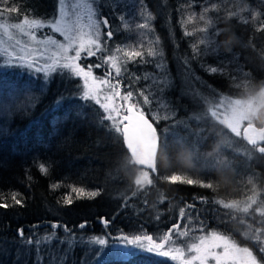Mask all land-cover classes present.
Here are the masks:
<instances>
[{"label": "trees", "instance_id": "obj_1", "mask_svg": "<svg viewBox=\"0 0 264 264\" xmlns=\"http://www.w3.org/2000/svg\"><path fill=\"white\" fill-rule=\"evenodd\" d=\"M93 2L98 17L106 18L109 25L101 32L102 51L91 57L82 55L78 63L85 69L92 66L97 78L111 83L119 80L122 95L133 91V102L160 136L157 172L128 162L121 135L111 121L103 119V110L93 101L80 99L81 78L67 70L48 77L33 76L0 63V204L8 205L0 207V264H175L146 251L102 256L95 247L98 244L91 241L100 237L108 244L126 243L122 240L125 235L147 234L159 242L174 225L181 226V208L185 217L191 214L192 224L203 221L205 231H220L239 243L242 237L252 241L240 232L249 224L256 228L251 210L240 224V212L217 203L240 202L245 193L240 173L235 171L240 157L225 153L221 158L225 164L197 170L208 164L210 149L207 139L201 143L197 138V130L203 135L204 126L199 128L190 117L221 98L247 94L237 83L250 82L251 91L264 83V3L140 0L146 17H151L146 21L149 48L162 55L151 58L145 52L148 47L140 48L143 57L129 60L124 52L137 50L129 39L133 25L126 26L115 0ZM18 7L29 12V19L54 14L52 0H22ZM202 14L211 24L200 19ZM7 15L19 18L15 13ZM217 29L221 30L219 36L214 35ZM109 30L113 32L110 40L103 35ZM229 38L234 43L226 51L224 41ZM109 56H115L122 67L119 77H115ZM97 64L101 66L94 67ZM213 66L217 73L210 72ZM141 92L149 96L148 104ZM114 103L125 104L119 98ZM151 114L160 118L154 120ZM245 153L254 160L253 151ZM41 164L47 169L44 173L39 170ZM141 170L149 172L151 184H135ZM173 174L212 183L213 188L172 184L165 177ZM73 188L99 194L92 199L77 198ZM13 193L20 204L11 199ZM69 197L72 202L66 204ZM188 204L194 207L189 209Z\"/></svg>", "mask_w": 264, "mask_h": 264}, {"label": "snow or ice", "instance_id": "obj_2", "mask_svg": "<svg viewBox=\"0 0 264 264\" xmlns=\"http://www.w3.org/2000/svg\"><path fill=\"white\" fill-rule=\"evenodd\" d=\"M21 2L22 0H0V30L4 34H8L9 30L13 29L29 37L31 40L37 41L34 30L48 27L52 32L59 33L64 38V41H66V43H58L51 36L47 37L46 44L54 45L56 49L52 53V56L46 58L42 64H37L31 58V53H29L30 58L27 61H25L24 56H19L18 59L21 61L22 66H26L28 69L34 68L36 73H43L45 77L50 76V74L58 70H67L70 74L81 78L83 80V87L80 99L83 101H94L103 110V113L106 114L103 115V119L111 121V127L123 137L124 144L131 154L128 162L143 166V169H150L153 173L157 172V152L161 147L160 136H158L157 129L145 117V113L140 109L138 104L133 102V91H127L122 95L119 90V80L116 83H111L107 78L98 79L93 75L92 66H89L86 71L85 67H82L78 63L82 58V54L91 57L95 56L97 52L102 51L101 25H109L106 18L102 20L98 18L93 0H77L73 5L71 17H69V13L64 8L65 0H59L61 5L59 18L52 17L47 20L41 18L29 19V12L27 10L22 12L18 7V4ZM77 9L80 11H76ZM204 11L207 12V9ZM13 13L17 14L19 18H12L9 15L7 17L8 22H5V14ZM85 16L87 17L86 22ZM147 19L150 21L151 17ZM200 19L205 20L206 25L211 24V21L206 20L203 14L200 15ZM138 27L140 29H148L149 23H140ZM200 31L203 32L206 29L201 28ZM220 33L221 30L217 29L214 35L219 36ZM103 35H106L110 40L113 32L109 30ZM8 38L12 39L10 35ZM19 43L20 41L17 40V44ZM37 43H40V41H37ZM143 55L144 53L139 50L124 52V56L129 60L143 57ZM147 55L157 56L162 55V52L155 48H149ZM108 61L111 62L115 77H119L122 67L117 63V58L109 56ZM100 66L101 64H97L94 67ZM209 70L212 73H217L218 68L213 66ZM105 75L110 76L111 73L106 72ZM243 79L247 81L246 77H243ZM249 86L250 82L236 84V87L244 88L245 90ZM104 89H107V91H104ZM140 95L143 96V102L148 104L149 96L145 95L144 92H141ZM116 98L124 101L125 104L121 106L114 103ZM5 107L10 106L6 105ZM121 107H124L126 114L121 115ZM221 108H223V112L219 111ZM262 108H264V84L259 86L257 95H248L246 98L236 99L221 98L214 106H210L207 112L230 133L234 134L235 137H241L255 151L264 154V126L257 127L256 124V117ZM153 119L156 120L159 117H154ZM225 145L230 146V142L226 137L222 136L218 148ZM208 155L212 157L209 161V166L215 169L221 163L220 153H209ZM225 166L228 167L230 164H226ZM39 170L42 173L47 171L43 164L39 166ZM165 179L172 184L179 183L189 186L199 185L200 187L209 189L213 188L212 183L201 182L198 179L186 178L178 174L166 176ZM252 182L250 178L249 183ZM151 183L152 180L149 179V172L147 170H141L139 176L135 179V184L138 186ZM72 191L78 193L77 198L92 199L99 194L95 191L86 192L83 188H73ZM11 199L16 204L21 203L17 199L16 193L12 194ZM64 202L70 204L72 201L69 197ZM217 203L221 204L224 209L248 214L253 205H257V195L248 196L247 200L243 203L237 201L225 202L223 200L217 201ZM0 207H8V205L0 204ZM193 207V204L187 205L189 209ZM260 207L264 209V201H261ZM260 215L264 216V210L260 211ZM179 216L181 218L186 216L184 208L180 209ZM192 219L191 214H188L187 220L189 224ZM232 219H237V217L232 216ZM239 223L244 224L245 220L240 218ZM80 227H84V225ZM179 227L180 225L176 224L173 226V230L179 229ZM205 228L206 226L203 221H199L197 227L192 229V232H198V235H190L188 228L177 232V239L180 236L187 238L183 246H171L174 243L173 230H168L162 234L158 238L159 242L152 235L147 234L132 235L131 238L125 235L122 237V240L127 245L145 249L147 253H155L160 257H168L171 261L176 262V264H264V255L255 254L253 247L242 246L241 243L228 234L216 230L205 231ZM244 235L249 240L255 241L258 252L264 254V239L260 235V229H253L252 225L249 224L244 230ZM21 236H23L22 230ZM145 241L147 242L146 244L144 243ZM28 242L31 243V240ZM91 242L98 245L106 244V240L100 237H93ZM166 245H168L167 250H165ZM137 254L135 252L123 253V255Z\"/></svg>", "mask_w": 264, "mask_h": 264}, {"label": "rangeland", "instance_id": "obj_3", "mask_svg": "<svg viewBox=\"0 0 264 264\" xmlns=\"http://www.w3.org/2000/svg\"><path fill=\"white\" fill-rule=\"evenodd\" d=\"M52 1L54 2V14L52 16L45 18V20L51 19L52 17L59 18L60 16L61 5L59 3V0H52ZM115 1L120 7L121 14L125 15L124 23H126V26L127 24L133 25L131 32L128 30L130 33L129 39L131 40V43L133 44L134 42L136 45L135 46L136 49L139 51H140V48L146 49L148 47L149 49V46L151 45V40L149 37L148 29H140L138 27L140 23H146L147 21L146 11L141 5L140 0H115ZM75 2H77V0H65L64 8L69 13V17H71L73 14V5ZM262 2L264 3V0H259L258 3L262 4ZM76 11H80V10L77 9ZM5 17H6L5 22H8L7 20L8 15L5 14ZM86 21H87V17L85 16V22ZM103 29L106 31L107 27L105 28V26L101 25V32L103 31ZM34 34L37 36V41H40V43H37V41L31 40L29 37L24 36L22 33H19L18 31L13 30V29H10L8 34H4L3 31L0 30V63L2 64L4 68H7L10 65H12V67L14 68V71H16L17 69V71L19 70L26 71L27 73H30L33 75L36 73L34 71V68L28 69L26 66H22L21 61L18 59L19 56H24L25 61H27V59L30 58L29 53H31V58L34 59L37 64H42V63H39L38 61L45 62L46 58L51 57L52 53L56 50L54 45L46 44L47 37L51 36L52 39L56 40L58 43H66V41H64V38L59 33L52 32V30L48 27L34 30ZM9 35L12 37V41H9V38H8ZM17 40L20 41L19 44H16ZM132 44L130 47H133ZM148 49L145 50V52H147ZM149 57L152 58L153 56H149ZM154 58H157V57L155 56ZM85 70L87 71L88 69H85ZM40 74L44 75L43 73H40ZM98 79H102V78H98ZM262 84L264 83L262 82ZM82 87H83V80H82ZM258 90H259V87L257 86L255 91H258ZM104 91H107V89H104ZM255 91H252V92H255ZM247 96H248V93L245 94L244 96H241L240 98H246ZM229 99H236V98H229ZM218 102L219 101H215L213 103L208 104L206 107L203 108V110L198 112L197 115L190 117V120L193 123L198 122L199 128L201 126H204V131H203L204 134L202 135V131L197 130V132H200V136L199 134H197V138L199 139L201 143L206 141V139L208 140L207 143L209 146L208 149H210V153L219 152L220 159L224 157L225 153L229 154L232 157H236V156L240 157V161L238 160V158H237L238 161H235L236 163L235 171L237 172V174L240 173L239 176L241 178H239V180L241 179V183H242L241 185H245V188H244L245 193L242 195L240 194L242 196L240 198V202L243 203L247 200L248 196L256 194V189L254 187L255 173L253 172L254 171L253 165L256 162H255V159L250 160L247 156L248 153H245V150L247 151V149H250L251 151H253L254 149L252 148L251 145H248L246 141L242 140L241 137H235L234 134L230 133L226 128H224L223 125L219 124V122L215 118L211 117L210 113L207 112L210 106H214ZM219 111L223 112V108H221ZM151 115L153 117L160 118V116H157L156 114H151ZM222 136L227 138V140L230 142V146L225 145L223 147L218 148V145L222 139ZM211 159L212 157L208 155L207 157L208 164L207 165L201 164L200 166H197L196 169L200 171L212 170L213 168L209 166V161ZM219 164H225V160L221 159V163ZM250 178L253 181L252 183H249ZM197 225L198 223L189 224L187 217H184L182 220L181 226L175 232L174 243L171 244V246L175 247V246L184 245L187 238L180 236L177 239L176 233L179 231L185 230V228H188L190 235H198L199 234L198 232H192V227L196 228ZM144 243L146 244L147 242L145 241ZM99 246L100 245L95 246V247L102 251V256L104 254L105 256L124 257V256H127V255H123V253L125 252L146 251L145 249L135 248V246L127 245L126 243H123V242H115V243H109V244L106 243L105 245H101V247ZM167 247L168 245H166L165 250H167ZM173 263L176 264V262H173Z\"/></svg>", "mask_w": 264, "mask_h": 264}, {"label": "flooded vegetation", "instance_id": "obj_4", "mask_svg": "<svg viewBox=\"0 0 264 264\" xmlns=\"http://www.w3.org/2000/svg\"><path fill=\"white\" fill-rule=\"evenodd\" d=\"M259 75H261V72H259ZM260 84H262V82H260L259 85ZM256 124H257V127L264 126V125L259 124L258 122H256ZM253 154H254V159L256 162L255 172H254L255 173L254 187L256 189L257 205H253V208L250 210L252 212L253 219L255 220L256 228H253V229H260V235L262 239H264V216L260 215V211L264 210L260 207L261 201H264V154H261L255 150H253ZM243 217H244V213H240V218H243ZM240 229H241L240 232H244L242 228ZM241 235L244 236L243 233H241ZM240 243L242 246L253 247L255 254L263 255L258 252V248L256 246L255 241H248L242 237L240 239Z\"/></svg>", "mask_w": 264, "mask_h": 264}, {"label": "clouds", "instance_id": "obj_5", "mask_svg": "<svg viewBox=\"0 0 264 264\" xmlns=\"http://www.w3.org/2000/svg\"><path fill=\"white\" fill-rule=\"evenodd\" d=\"M233 43H234V41H233L232 38H229L226 41H224V44L226 46V51L230 50L227 46L231 45ZM245 91H246V93H248V95H253L254 96V95L258 94V91L252 92L249 89H246ZM256 122H258L261 125H264V109L260 110L259 115L256 117Z\"/></svg>", "mask_w": 264, "mask_h": 264}, {"label": "water", "instance_id": "obj_6", "mask_svg": "<svg viewBox=\"0 0 264 264\" xmlns=\"http://www.w3.org/2000/svg\"><path fill=\"white\" fill-rule=\"evenodd\" d=\"M148 119V118H147ZM149 120V119H148ZM149 122H150V120H149ZM126 123V122H125ZM151 123V122H150ZM121 127H122V125H121ZM121 135V134H120ZM121 138H122V141H123V137H122V135H121ZM245 141V140H244ZM247 142V141H246ZM123 144H124V141H123ZM124 146H125V148H126V150H127V152H128V155H129V158H131V154H130V152L128 151V149H127V147H126V145L124 144ZM140 166V165H139Z\"/></svg>", "mask_w": 264, "mask_h": 264}, {"label": "bare ground", "instance_id": "obj_7", "mask_svg": "<svg viewBox=\"0 0 264 264\" xmlns=\"http://www.w3.org/2000/svg\"><path fill=\"white\" fill-rule=\"evenodd\" d=\"M86 62H87V61H86ZM79 64H80V63H79ZM84 64H85V63H84ZM88 64H89V63H88ZM83 66H85V65H83ZM83 66H82V67H83Z\"/></svg>", "mask_w": 264, "mask_h": 264}]
</instances>
